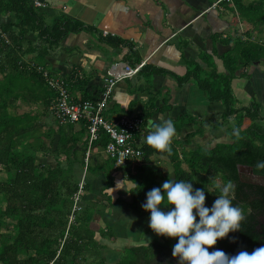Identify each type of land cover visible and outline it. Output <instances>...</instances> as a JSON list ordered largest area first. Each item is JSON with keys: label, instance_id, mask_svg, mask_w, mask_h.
<instances>
[{"label": "trees", "instance_id": "1", "mask_svg": "<svg viewBox=\"0 0 264 264\" xmlns=\"http://www.w3.org/2000/svg\"><path fill=\"white\" fill-rule=\"evenodd\" d=\"M154 1L160 4V0ZM212 1L210 0V4ZM220 3L224 7L223 16L229 22L238 24L239 16L245 23L244 32L249 40L241 41L227 36L224 42L231 46L220 56L226 74H218L214 64L209 61L214 67L211 72H203L197 63L189 62L190 69L185 75L174 76L179 85L193 81L199 89L206 92L209 101L221 102L223 104L221 118L235 121L234 129L239 128L240 134L237 136L232 133L230 143H217L212 148L191 149L182 157L178 149L181 144L179 140L181 127L176 129L170 154L159 152L144 141L141 144L144 164L139 166L130 163V167L126 169L129 180L135 184L131 189L132 202L127 206L139 211L146 202L148 191L160 187L168 179H175L192 182L194 189L204 188L205 205L211 207L220 195V191L218 185L214 188L210 187L213 184L208 176L220 175L222 184L219 186L228 182L233 184L235 189L233 204L243 209L246 218L241 222L239 231L230 232L227 237L218 239L209 251L220 249L232 256L240 251L251 253L264 246V184L242 180L239 171V166H249L256 175L264 179V169L256 167L258 162L264 161V114L260 111L261 106L264 108V105H260L254 99L247 104L236 101L230 86L231 80L237 76V71H240L238 76L245 77L247 67L264 59V44L251 40L250 33L254 26L257 28L260 23L264 24V0H253L248 4L243 0H222ZM9 14H14L16 21L0 24V54L4 55V60L0 63V173L12 175L9 180L0 181V195L3 201H6L0 208V216L3 217L18 212L15 205L10 202L11 198L20 197L28 204L25 209L34 211L43 207V200L48 197L51 201H55L58 194L60 186L57 180L58 170L50 168L45 172L39 170L41 165L33 155L22 161V157L27 153L25 150L30 148L35 140L59 135L56 150L63 158L68 159L75 156L74 150L77 146L81 145L84 151L88 146V133L83 125L80 126V130L75 131V125H69L64 129L60 125L51 127L40 122V117L48 114V107L56 97V92L46 81L43 71H39V67L47 68V57L51 51L59 46L67 34L82 31L91 34L101 43L123 48L125 52L118 61H126L124 59L126 57L128 59L133 49L132 43L125 39L105 34L93 26L65 16L47 25L45 13L33 5V0H0V15L3 17ZM14 28L18 29L16 33L13 31ZM30 33L44 44L41 47L34 45L27 37ZM3 34H6V38ZM9 39L14 43V47H10ZM24 40L31 42L26 48H23ZM27 54L34 56L29 62L22 59V55ZM201 56L208 63L209 55L201 54ZM136 62L138 64L139 59ZM147 67L145 64L140 71ZM148 70L158 74L170 73L153 66H149ZM49 76L51 77V74ZM76 82L78 79H75L73 85L76 88L77 101H96L100 98L101 90L88 85L87 81H82V84ZM19 100L26 104L23 109L15 107V103ZM133 105L129 103L124 109L118 103H113L105 112V118L117 122L124 114L133 113ZM141 116L145 121L147 117ZM245 119L250 120V124L242 128ZM259 120L263 121V124H260ZM179 121L187 126H192L194 123L192 118L186 121L180 118ZM191 135L193 133L187 134L185 138ZM110 141L109 136L103 134L94 144L105 147ZM38 145L43 146V143L39 141ZM154 155L168 157L172 163L173 178L170 177L167 167L152 161ZM84 157L85 153L80 160L81 167L84 166ZM98 158L100 159H97V163L88 165V168L105 175L107 181L105 189L109 190L114 186L113 160L107 155L102 157L99 155ZM66 184L64 182L63 186ZM77 187L76 183L69 188L70 194L74 193ZM89 187L87 185L86 188ZM116 202L120 201L116 200ZM70 213L71 208L69 215ZM81 216L74 219L73 223L75 224V221L78 223ZM8 225L9 223L5 224V227ZM15 231L13 240L0 247V264H80L78 260L81 239L92 236L81 233L82 235L77 238L71 237L70 234L65 237V230H62L61 237L64 238V242L61 250L56 252L46 245V242L43 243L36 238L34 225L28 220H19ZM175 243H177L175 238L163 236L162 241L153 240L148 245L126 248L121 251L116 264H179V258L172 256Z\"/></svg>", "mask_w": 264, "mask_h": 264}, {"label": "crops", "instance_id": "2", "mask_svg": "<svg viewBox=\"0 0 264 264\" xmlns=\"http://www.w3.org/2000/svg\"><path fill=\"white\" fill-rule=\"evenodd\" d=\"M40 1L46 4L41 11L45 10L47 15L54 16L52 22L65 16L93 26L105 34L131 42L132 52L124 62L135 65L139 59L138 63H143V66L146 64L148 67L153 66L170 72L151 73L147 67L133 78L120 81L113 89L111 104L118 103L126 109L129 103H133V112L141 111V115L147 117L142 131L138 134L140 144L148 134V122L156 121L160 115L165 119H172L176 129L181 127L180 132L193 133L188 138L179 134L180 142H191L188 146L192 149L199 147L196 142L200 136H203V141H211L213 136L220 134L223 104L219 101H209L206 92L199 89L193 81L179 85L174 75H185L190 69L189 62L197 63L203 72H211L214 67L209 61L214 64L218 74H226L220 56L231 44L228 46L224 41L227 36L234 35L232 30L235 26L244 32L245 23L239 16L238 24H233L224 17V7L220 3L222 0H213L211 4L210 0H160V4L154 0ZM251 1L253 0H243L245 4ZM260 27L262 23L257 27L258 32ZM245 36L248 37L246 34ZM259 43L264 44V39ZM123 52L125 50L120 46L112 47L101 43L85 31L69 33L47 57V69L54 76H86L90 85L102 86L103 76L106 75L111 62L118 61ZM201 54L209 55L208 63ZM245 72L247 75L240 77V71H237L236 78L231 80L232 95L242 104L254 99L263 105L264 59L247 67ZM261 109L262 106L260 111ZM180 118L185 121L192 118L194 123L192 126L183 125L179 121ZM156 122L159 123L158 120ZM161 159L152 158V161L169 168L168 163L163 162L168 157L163 156ZM170 166L173 169L172 163ZM120 178L121 174L117 173L114 176V186L107 191L113 198V205L106 208L100 203L97 206L101 210L100 213L107 217L106 222L108 221L115 233L112 242L118 241V249L123 251L132 246L148 245L153 240L162 241L163 236L156 235L148 227L150 212H146L142 207L135 211L127 206L132 202L131 190L127 189V192L116 188V182L121 180ZM88 181V195L92 197V202H102L107 182L105 175L92 172ZM116 200L120 202L117 203Z\"/></svg>", "mask_w": 264, "mask_h": 264}, {"label": "rangeland", "instance_id": "3", "mask_svg": "<svg viewBox=\"0 0 264 264\" xmlns=\"http://www.w3.org/2000/svg\"><path fill=\"white\" fill-rule=\"evenodd\" d=\"M44 7L38 8L41 10ZM44 12L45 22L47 25H51L54 19V16L50 14H46L47 12ZM16 18L14 14H9L8 16H1L0 15V24L2 23H9V22H15ZM259 27V25H258ZM236 30L237 26L233 28L232 34L234 36H230L233 39H240L241 41H244L242 35L239 37L236 36ZM13 31L15 33L18 31V29L14 28ZM250 33L252 34V39L255 42H262L264 39V24H262V27H260V30L258 32V29L254 26L253 29H251ZM246 34V33H245ZM253 35H255L253 37ZM5 37L6 34H3ZM9 38V36L7 35ZM28 39L31 40L34 45H37L38 47H41L44 42L41 41L38 37L34 36L33 34L27 35ZM6 38V37H5ZM248 38V37H247ZM30 40H24L23 48H26ZM249 40V38H248ZM9 45L10 47H14V43L9 39ZM33 55L27 54L22 55V59L26 62L31 61L33 59ZM4 60V55L0 54V63ZM39 71H43V73H46L48 76L51 74V77L49 78H58V77H65L64 75H53L47 68L42 69L39 67ZM203 74V73H202ZM70 75V74H69ZM86 75V73L84 74ZM75 79V76L69 77ZM79 77V76H78ZM78 82L81 83L82 81H87L88 85L90 83L89 78H78ZM104 78L106 75L103 76ZM78 82H76L78 84ZM82 84V83H81ZM103 85V84H102ZM100 88V85L98 86ZM260 104V103H259ZM26 104L19 100L15 103V107H18L19 109H23L22 107ZM262 105V103L260 104ZM264 105V104H263ZM13 109V108H12ZM261 113L264 114V108L261 109ZM220 121L222 122L220 129V134L216 135V137H212L211 141H203L202 137L200 136L197 138L198 148H212L217 143H230L232 141L231 134L234 133V126L235 121L231 120H224L220 117ZM40 122L45 123L47 126H56V119L53 114L48 112L46 116L40 117ZM260 124H263V121H258ZM200 124V122H198ZM250 124V120L245 119L242 128L247 127ZM68 127V126H67ZM67 127H63L64 129H67ZM76 127V128H75ZM74 130H80V125L75 126ZM183 135V134H181ZM213 135V134H212ZM211 135V136H212ZM180 137V136H179ZM59 135H54L51 138H45L43 137L42 140H35L32 146L25 151L27 152L23 157L22 161H26L28 158H30L32 155L35 156L34 159H36L37 163L41 166H39V170L45 172L48 168L52 170H58L57 172V180L59 183V189L58 194L56 195L55 201H51L50 197L46 198L44 201V206L41 207L38 210H27V202L24 203V200H22L20 197L11 198L10 202L15 205V207L18 209L17 213H9L8 215L0 216V247H2L5 244L10 243L11 240H13L15 236V227L16 224L19 222V220H28L31 224L34 225L35 236L39 241H42L43 243H47L46 245L50 246L52 250H55L56 252H59L61 250V245L64 242V238L61 237L62 230H65V237L70 236L77 238L79 235L88 234L89 236L92 235L89 238H83L80 242V253H79V262L80 264H90V263H97V264H116L119 260V256L121 253V250L118 249V241L112 242L114 240L115 233L111 230V226H109L108 221L106 222L107 217L103 216L101 210L98 209V205L101 203L104 207H110L114 203L113 198L107 194L108 190L104 189L102 196L105 197L102 202H92V197L88 195V190L90 188H86L87 185H89V181L85 187L82 202L81 199L78 201V211H74V193L70 194L69 188H71L74 184L77 183L78 185V179L79 175L82 173L83 167H81L80 160L83 158V155L85 153L83 147L81 145L77 146L75 151V156L73 158H63L61 153L56 150L57 148V142H58ZM41 141L43 143V146H39L38 143ZM186 141H182L181 144L178 146V149L180 151L181 157L182 155L187 154L189 150H191V146H188L190 143H185ZM185 144V145H183ZM44 147V148H43ZM26 148V147H25ZM56 151V152H55ZM102 157V154H101ZM163 156H153L152 158L158 159L162 158ZM96 158L95 161H93L91 164L97 163ZM162 160V159H161ZM167 162L169 165H163L167 167L169 171V175L171 178L174 177L173 173L171 171L170 161L169 159L163 160V162ZM14 170L16 168H13ZM92 169V168H91ZM90 168H88V171L85 173L86 179H88L90 173H94ZM241 172L243 174L247 173L249 174L245 169L241 168ZM127 174V171L125 172ZM128 175V174H127ZM250 175V174H249ZM129 176V175H128ZM212 180V184L210 187L214 188L217 185L222 184V178L220 175H214L210 174L208 176ZM12 178V175L8 173H0V181L5 182L6 180H9ZM258 183L264 184V179H253ZM160 181V180H158ZM67 183L65 186H63V183ZM69 185V186H68ZM108 195L110 198L108 199ZM111 201V202H110ZM6 203V201H3L1 195H0V208ZM83 203V205H82ZM71 208V213L69 215V211ZM73 212V214H72ZM82 213H84L82 215ZM82 215V216H81ZM81 216L78 219V223H73L74 219L76 220L77 217ZM72 220L73 222H71ZM9 223L8 226L5 227V224ZM48 223H51L49 226H46ZM46 224V225H45ZM65 227V228H64ZM82 233V234H81ZM70 234V235H69ZM178 238H175V241H177ZM113 243V244H112ZM119 253V254H118Z\"/></svg>", "mask_w": 264, "mask_h": 264}, {"label": "clouds", "instance_id": "4", "mask_svg": "<svg viewBox=\"0 0 264 264\" xmlns=\"http://www.w3.org/2000/svg\"><path fill=\"white\" fill-rule=\"evenodd\" d=\"M156 121L148 122L145 143L159 152L170 154L176 136L174 121L163 115ZM234 133L238 136L240 129L235 128ZM256 167L264 169V161L258 162ZM132 187L133 181L128 178L116 182L117 189L127 191ZM217 187L220 195L211 207H207L204 188L194 189L192 182L185 180H166L160 187L146 193V202L141 206L150 212L148 227L158 236L178 238L172 256L179 258V264H264V246L251 253L240 251L232 256L220 249L209 251L218 239L239 231L246 218L243 209L233 204V184L228 182Z\"/></svg>", "mask_w": 264, "mask_h": 264}, {"label": "built area", "instance_id": "5", "mask_svg": "<svg viewBox=\"0 0 264 264\" xmlns=\"http://www.w3.org/2000/svg\"><path fill=\"white\" fill-rule=\"evenodd\" d=\"M33 5L41 8L45 7L46 4L40 0H33ZM237 33L236 36L242 35L244 40H248L241 28L237 29ZM142 67L143 63L130 65L124 61H112L106 72V77L103 79V85L100 88H98L99 85L95 86L96 89L101 90V96L96 101H77L75 99L77 93L73 86L75 79L67 77L49 78L50 76L44 73L46 81L56 92V97L48 107V111L55 116L56 124L62 127L83 125L88 133L89 139L85 151L84 167L79 175L77 190L74 192V211H78V201L81 199L82 202V193H84L88 183V179L85 177L88 165L92 163V160L95 161L99 155H107L113 160L112 174L113 176H116L117 173L121 174V180L125 176L128 177L125 172L130 167V163L139 166L144 164L142 162L144 152L137 139V135L142 131L145 123L141 111L124 114L117 122L105 118V112L113 101L114 87L120 81L133 78ZM103 134L108 135L111 141L105 147L95 146L94 143ZM180 135L185 137L187 134L181 131ZM70 221L73 222L74 220Z\"/></svg>", "mask_w": 264, "mask_h": 264}, {"label": "water", "instance_id": "6", "mask_svg": "<svg viewBox=\"0 0 264 264\" xmlns=\"http://www.w3.org/2000/svg\"><path fill=\"white\" fill-rule=\"evenodd\" d=\"M241 168L245 169L250 174L251 178H253V179H262L261 176H258V175H256L253 172V169L251 167H249V166H239V171L240 172H241ZM133 187H135V184L134 183H133ZM132 188H130L129 190H131Z\"/></svg>", "mask_w": 264, "mask_h": 264}, {"label": "flooded vegetation", "instance_id": "7", "mask_svg": "<svg viewBox=\"0 0 264 264\" xmlns=\"http://www.w3.org/2000/svg\"><path fill=\"white\" fill-rule=\"evenodd\" d=\"M240 175L242 176V180L246 181V182H250V183H258L255 180H253V178H251V176L247 173L243 174L242 172H240Z\"/></svg>", "mask_w": 264, "mask_h": 264}]
</instances>
